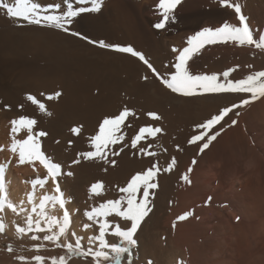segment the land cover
Instances as JSON below:
<instances>
[{"label": "bare ground", "instance_id": "obj_1", "mask_svg": "<svg viewBox=\"0 0 264 264\" xmlns=\"http://www.w3.org/2000/svg\"><path fill=\"white\" fill-rule=\"evenodd\" d=\"M172 2L178 6L168 12L163 5L156 10L153 0H0V166L5 167L0 220L5 236L16 237L18 226L25 232L31 226L49 230L63 243L102 250L88 223L114 212L109 206L116 210L121 197L137 200L138 192L154 183L165 200L181 188L178 210L194 218L197 213V225L187 220L177 228L193 264H215L224 236H234L243 247H237L235 264H264V256L252 255L244 230L249 220L264 230L259 216L264 204L250 203L248 192V172L256 171L262 183L264 170V81L240 87L255 96L229 113L238 89L235 75L223 77L222 85L201 76L225 66L233 51L264 56V27L249 24L241 14L244 8L236 21L231 11L227 16L208 7L213 0ZM167 16L194 34L197 28L201 34L222 27L231 40L203 46L200 55L184 61L187 52L173 46L172 26L156 30V22ZM216 19L227 23L218 28ZM209 122L216 125L201 128ZM227 184L231 190L238 186L236 200L224 195ZM219 193L225 199L219 203L237 223L228 230L219 224L225 218L224 209L216 208ZM120 215L113 220L129 223L130 214ZM142 227L134 252L151 255Z\"/></svg>", "mask_w": 264, "mask_h": 264}, {"label": "rangeland", "instance_id": "obj_2", "mask_svg": "<svg viewBox=\"0 0 264 264\" xmlns=\"http://www.w3.org/2000/svg\"><path fill=\"white\" fill-rule=\"evenodd\" d=\"M108 1H111V0H108ZM161 1L163 3L159 4ZM220 1L223 3V5L221 2H219V0H213L214 3L213 2L210 3V5H212V4L213 5L212 6L208 5V7H214V9L219 11V12L225 11V12H227V16H228V12L231 11L230 12L231 16L232 17L234 16L233 18L236 19V21H240V17H238L240 15L239 12H241V10L244 8L243 12L241 14L244 13L243 16L245 15L246 19L249 20V24L252 23L251 24L252 26H254V24L255 25L257 24L258 26L264 27V8H262V7H264L263 6L264 5L263 0H260V3H259V0H248L249 3L246 2L247 0H242V1L241 0H235V1L234 0H227V2L225 0H220ZM153 2L157 3L156 10H159L160 8H162L160 6L163 5V8H165L164 10L169 8L168 12L174 10L178 6V5H175L172 2V0H170V2H169V0H153ZM261 2H263V3H261ZM244 3H246V6ZM249 4H250V6H249ZM217 5H219V6H217ZM234 5H235V7H234ZM241 6H243V7H241ZM247 6H248V8H247ZM231 7H232V10H230ZM254 8L258 11H256ZM153 9H154V7H153ZM208 9H206V10H208ZM249 9L251 11L246 12V10H249ZM255 11L257 12V14H259L258 16H256L257 14ZM251 13H252V15H250ZM236 14H239V15H236ZM246 14H247V16H246ZM254 14H256V15L254 16ZM237 17L239 18V20ZM257 17L258 18L261 17V18L258 19ZM227 18L228 17H225L224 19L227 20L228 22L232 20L230 18H228V19ZM224 19H220V21H217V19H216L215 23L216 24L218 23L217 24L218 28H219V26H221L220 24H222V26H223L227 23V21H224ZM254 20H255V22H253ZM178 21H180V20H178V19L173 20L172 19V21H168V16H167V19H160L157 22L155 21L156 22L155 27H156L157 31H161L166 26H167V28L172 26L171 28H168V29H170L169 32L171 34H173V37L175 35L177 36V37L176 36L174 37V39H175L174 42H176V44L174 43L173 46L175 45L174 47H176L177 50H180V52L182 49H185V52H184V50H182L183 51L182 53H184V54H186V52H187V54L189 53L188 55L186 54V56L184 55V58H183L184 61L186 60V58L188 56H189L188 57V59H189L190 57L193 58V56L197 57L198 55H200L199 52L201 51V49H202L201 47H203V46L218 44L224 40H231L229 38V32H227L225 30L224 31L221 30L222 27H220L219 29H217L215 31H210V32L205 31L201 34H199L200 31L197 30L198 29L197 28V29H195L196 34H194L193 33L194 30L190 31V32L186 31L183 27V26H185V24H183V23L181 24V22H178ZM155 22H154V24H155ZM167 22H168V24H167ZM170 22H172V23H170ZM224 22H225V24H224ZM178 23H180V24H178ZM261 24H263V25H261ZM172 28L175 29V31ZM200 28L201 27H199V29ZM180 29L183 30L184 33L186 32L187 34L185 33L186 34L185 35L183 33V31H180ZM173 31L175 34L173 33ZM178 32H179V34L182 33V36L177 35ZM191 33H192V35L194 34L196 36V37L194 36L195 38L192 37L193 40L190 38L192 36ZM263 33H264V28H263ZM178 36H180V38H178ZM186 36H188V37L186 38ZM177 41L179 42V44ZM182 44L186 45V47L184 48V46ZM177 46H178V48H177ZM180 46H183V48ZM179 48H181V49H179ZM236 48H238V47H236ZM193 53H195V54L193 55ZM234 55H235V58H234ZM227 58L228 59H227L226 65L222 67L223 70H222V68H220V69L215 70L209 74H206L204 71H201V76L203 78H205L206 80L212 79L211 82L209 81L210 83H213L212 81L214 80L217 83H219L220 85H222L220 83L221 82L220 80H222L223 77L230 76L231 74L235 75L236 80L234 83L237 84L238 89L236 91H234V93H233V96H235V101L231 104L232 107L227 109V111L229 113H231L232 111L243 106L244 103L246 104V103L251 102L252 101L251 98H253L252 96H255V93L252 90L248 91V89L247 90L246 89L245 90L239 89L240 87L242 88L248 84L255 83V82L260 81V80L264 81V56L263 55H253V54H239V53L233 51V53ZM153 75H155L158 78V76L156 74L153 73ZM205 79H203V80H205ZM161 85L167 89H171V87H169V86H166L164 84H161ZM241 102H243V103H241ZM215 120H217V119H215ZM212 123L216 125L215 122H209L208 124H202L201 128H205L206 131H207V129H212V127L215 126ZM191 137H193V135L191 136V134H190L188 136V142H189V140L190 141L192 140V139H190ZM189 144L193 145L192 141ZM186 147L187 146H185V148ZM185 148L183 149L182 153L184 152ZM263 149H264V147H263ZM263 157H264V153H263ZM254 168L255 167H253V170H254ZM262 169H264V166ZM1 171L3 173H5V167L0 166V172ZM254 172L253 173H252V171L248 172V174H249L248 175L249 176L248 177L249 178V180H248V183H249L248 192L251 195L250 196V198H251L250 203H252V204L253 203L254 204H258V203L264 204V170L260 176V178H261L260 180L262 181V183L260 181L258 182L256 180V178L258 177V174H256V171H254ZM183 178H182V180H183ZM147 184L149 186L152 184L150 189H149V186ZM147 184H146V186H148V187H146V186L145 187L148 190L146 189V191H144V189H143V192H147L149 195L147 193L145 195V193L141 192L142 191V189H141V191L138 192V194L140 193L139 194L140 196L137 195L136 199L137 198L138 199L137 200L134 199L135 201H133V198L127 197V199H126L124 197L123 198L121 197L120 198L121 204H120V202H115V204H117V206H119V207H116L117 208L116 210L112 206H109V208H111L110 210H113L114 212H112V213L109 212L105 215L106 217L105 216L98 217V219L88 223L89 224L88 228L90 230L91 237L93 239L99 241L102 244V246H103L102 250H99V249L94 250L91 247L83 246L78 241L74 242V243H63L60 239H58L56 237V235L52 234L49 230H45V229L44 230H40V229L36 230L34 227H31V226H28L29 230H27L28 234H33V235L29 236L30 238L27 237V234H26L27 232H25L24 229L21 230L20 226H18L16 231L19 233V235L16 237H12L13 238V240H12V238H10L9 236L4 235L3 228L5 226V222L3 220H0V264H5V263L6 264H14V263H16V264H117V262H119V264H159V263L160 264H164V263H166V264H175V263L176 264H182V262H183V264H188V263L193 264L192 253H190L191 252L190 249L187 248L189 246L187 244H185L184 241H182L183 238H181L182 240H178L181 237L178 234L179 233L178 230H179V227L181 226L180 224L185 225L186 222H188V221L191 222L192 224L197 225L199 223L198 216L196 215L197 213L194 215L195 216V218H194L193 214H189L188 211L186 214L185 209L181 210L182 213L180 210H178L179 205L181 203V202H179L180 199L178 201V198L182 197V194H181L182 189L181 188L179 189V191L175 195V197L172 196V198H170V199L167 197L168 199L166 198V200H167L166 201L165 197L162 196L163 194L157 190L158 188L155 185H153L154 183H151V184L147 183ZM237 187L238 186L236 185L235 189ZM224 189H225L224 195L227 198L234 199V200H236L238 198L237 193H239V192L237 191V189L235 190L233 188L231 190V188H229L228 184L225 186ZM153 190H154V192H153ZM219 194H220V196H219L220 199L218 198L219 200H218V204H216V208L224 209V212H225V218L222 220H219L220 221L219 224L221 225V229L228 230L229 226L231 224L236 225L237 223L234 221V219L232 220V218L228 214L229 212H228L227 208H225L227 206H225L223 203L222 204L219 203L220 201L225 200V199H223L224 198L223 197L224 195H222L223 192H222V194L221 193H219ZM159 195H161V196H159ZM178 195L180 197H176ZM157 199H159V201ZM123 200L126 202H124ZM155 200H156V203L154 202ZM257 200H258V202H254ZM176 201L179 203H177ZM165 203H167V205H165ZM157 204H158V206H157ZM160 205H161V208L159 207ZM162 205H164V207H162ZM207 205L210 206V204H208V202L203 203L202 208L207 209V207H208ZM131 206H132V208H131ZM175 207H176L177 211H176ZM102 208L105 209V207H103V206H102ZM109 208H107V209H109ZM155 208L158 211L160 210L159 211L160 214L158 213V211L157 212L155 211ZM165 208H166V210H165ZM173 208L175 210H173ZM153 209H154V211H153ZM162 210H163V212H162ZM173 211H174V213H172ZM122 212H123V215H124V213L130 214V218L128 221L129 223L126 224L124 222V220H121L120 222H118V220H116V221L113 220V219H116L117 217L122 216V215H120V213H122ZM153 212L156 213V215ZM164 212H165V214H164ZM176 212H179V213L177 214ZM169 214H171L172 216H170ZM173 214H174V216H173ZM262 214L264 217L263 212H261L259 216H262ZM115 215H116V217H115ZM147 217H148V219H147ZM165 217H166V219H165ZM156 218H157V220H156ZM162 218L164 219V221H162L163 220ZM145 219H147V220H145ZM195 219H197V220H195ZM148 220H149V222H148ZM151 220H153V222H151ZM166 221H168V222H166ZM193 222H195V223H193ZM152 223H153V225H152ZM141 224H143L144 227H142L143 225L141 226ZM162 224H163V226H162ZM171 225L173 227H171ZM175 225H177V226H175ZM139 227L144 228V233H146V237L148 236L147 238L145 237V239L146 240L148 239V242L150 243V247H149L150 251L149 252L151 253V255L147 254V253L142 255V254H139L137 252L136 253L134 252L135 249L137 248L138 240L136 237L137 236L136 233H137V230ZM154 227H155V229H154ZM162 227H164V228L162 229ZM165 228H166V230H165ZM175 228H176V230H175ZM177 228H178V230H177ZM198 228L199 227H197V229ZM205 228L206 229L203 228L205 232L207 231L205 235H209L210 230H208L207 227H205ZM148 229H149V232H148ZM157 229H159V230H157ZM189 229H191V227ZM192 229H193L192 230L193 232L199 231V229L197 230L196 227H193ZM146 230H147V232H146ZM150 230H152V231L150 232ZM244 230L246 233L247 241L249 243L248 245H249V247H251L250 249L252 252L251 251L250 252L252 253V255L255 254V256L256 255L257 256H261V255L264 256V230L262 231L260 229V226L258 224L256 225V223L253 220L245 221ZM154 232H155L156 236L154 235ZM147 233H149V234L147 235ZM175 233H177L178 235H176ZM149 235H150V237H152V239L149 237ZM152 235L155 237L153 238ZM176 236H177V238H175ZM20 237H22V238H20ZM170 237H172V240ZM220 237H222V236H220ZM224 238L225 239L221 240V241H223V243L220 245L221 248L219 247L220 251H222V250L223 251L220 252V255L218 254V257L215 258V264H217V262L218 263L220 262V264H221L223 262V260L230 261V256H231L230 262H233V264H235L237 262H235L234 260L239 261L238 260L239 254H237V253L243 247H241V245L238 243V241H236L237 243H235V240H237V238L234 239L235 238L234 236H232L231 238H230V236H228V237L224 236ZM174 240H176V241H174ZM155 241H156V243H155ZM169 241L171 243H169ZM178 241H179V243H178ZM232 241H233V243H231ZM174 242H175V244H172ZM205 242H206V239H202V238L198 239L199 244L200 243L205 244ZM152 243L154 244V246H152L153 245ZM166 243L169 245H167ZM176 243H177V245H176ZM180 243H182V244L184 243L186 245V247H185V245L183 246ZM222 246H223V249H222ZM237 247L239 248V251L237 250L238 249ZM154 248H155V250H154ZM157 249H160V250L162 249V250L158 251L159 254L156 252L157 253V255H156V253L154 254V251H157ZM165 249H167L168 252ZM172 250L176 251L177 254H176V252H174ZM165 251L167 252V254L169 252L171 254L169 253V256H168L165 253ZM187 251L189 253H187ZM184 253H186V254H184ZM188 254H190V255L187 256ZM232 254H233V256H232ZM163 255H165L167 258ZM160 258H161V261H159ZM182 258H184V259H182ZM165 259H166V261H165ZM232 259H234V260H232ZM75 261H76V263H75ZM209 264H211V263H209Z\"/></svg>", "mask_w": 264, "mask_h": 264}, {"label": "trees", "instance_id": "obj_3", "mask_svg": "<svg viewBox=\"0 0 264 264\" xmlns=\"http://www.w3.org/2000/svg\"><path fill=\"white\" fill-rule=\"evenodd\" d=\"M117 264H119V262H117Z\"/></svg>", "mask_w": 264, "mask_h": 264}]
</instances>
